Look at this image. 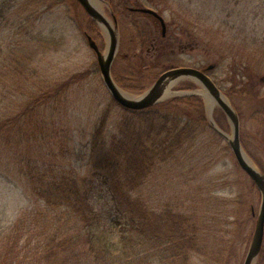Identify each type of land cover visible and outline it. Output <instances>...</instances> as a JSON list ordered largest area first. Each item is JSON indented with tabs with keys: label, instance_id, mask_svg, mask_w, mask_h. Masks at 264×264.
I'll use <instances>...</instances> for the list:
<instances>
[{
	"label": "rangeland",
	"instance_id": "1",
	"mask_svg": "<svg viewBox=\"0 0 264 264\" xmlns=\"http://www.w3.org/2000/svg\"><path fill=\"white\" fill-rule=\"evenodd\" d=\"M148 1L151 4L115 0L114 6L101 2L103 13L112 18V10L118 19L115 80L118 77L126 92L138 95L169 68L216 63L209 75L223 92L233 94L225 93L242 113L243 145L264 165V0ZM137 6L160 12L167 21V35L162 36L155 18L129 9ZM86 13L77 0H0V123H5L0 138V256L3 251L5 257L4 237L10 226L33 203L42 202L24 174L27 162L39 168H75L86 175L88 149L106 112L108 140L126 133L131 143H147L146 132L157 123L127 113L114 100L85 34H91L103 51L107 36L98 25L100 35L94 31ZM143 58H149L147 64L142 65ZM136 65L145 79L134 80L139 77ZM187 81L192 80L182 82ZM137 85L144 88H129ZM182 106L170 113L193 118L196 137L182 144L176 158L172 154L149 167L143 188L135 187L134 194L153 213L165 210L180 216L194 245L187 264H243L261 192L227 140L207 125L204 98L203 107ZM213 115L231 133L218 104ZM92 202L108 219L113 216L115 205L106 188L98 187ZM168 264L184 263L176 258ZM256 264H264L261 254Z\"/></svg>",
	"mask_w": 264,
	"mask_h": 264
},
{
	"label": "trees",
	"instance_id": "2",
	"mask_svg": "<svg viewBox=\"0 0 264 264\" xmlns=\"http://www.w3.org/2000/svg\"><path fill=\"white\" fill-rule=\"evenodd\" d=\"M114 1L109 0L112 6ZM142 3L151 4L148 0ZM94 26V31L100 35L97 25ZM251 58L256 61L255 56ZM148 59L143 58L142 65L147 64ZM134 69V73L139 74L134 80L145 79L140 65ZM117 82L122 86L118 77ZM140 87L129 88L139 90ZM195 87L197 85L190 81L177 86L178 89ZM225 93L233 97L230 91ZM197 104L203 107V98L192 95L173 97L144 110H126L157 121L146 132L150 144L131 143L133 138L126 133L108 140L105 132L109 114L106 112L95 127L88 149L86 175L75 168L65 170L55 165L39 168L27 162L24 174L42 202L33 203L10 226L4 237L5 257L2 251L0 264H168L176 258L187 264L189 249L194 245L193 239L188 237V229L178 219L180 216L175 218L172 211L165 210L153 213L147 202L134 194V189L143 188L142 178L149 173V167L172 154L176 158V151H180L188 139L192 143L197 133L194 119L173 115L170 110L183 108L182 105L190 109ZM202 118L207 121L205 114ZM207 125L220 136L209 122ZM4 126L1 122L0 138ZM250 155L264 171V165L252 153ZM147 158L151 163L147 164ZM98 187L106 188L114 201L110 220L92 202Z\"/></svg>",
	"mask_w": 264,
	"mask_h": 264
},
{
	"label": "water",
	"instance_id": "3",
	"mask_svg": "<svg viewBox=\"0 0 264 264\" xmlns=\"http://www.w3.org/2000/svg\"><path fill=\"white\" fill-rule=\"evenodd\" d=\"M83 6L92 20L97 24L107 36V47L103 51L93 36L88 33V43L96 52L98 66L103 76L105 86L110 90L113 98L118 104L130 110H143L155 106L171 97L175 96H191L200 95L204 98L207 105L209 122L223 136L234 153L238 164L254 181L257 188L261 192V206L257 214L254 234L252 242L249 246L248 254L243 264H256L262 252L264 244V171L254 163L252 157L243 146L241 139V120L235 106L229 101L227 95L221 91L219 86L213 81L209 75L210 70L216 67V63H212L203 68L192 66L174 67L162 72L152 85L142 94H132L126 92L115 80L112 68L119 51V31L118 19L111 10L112 18H109L101 9V2L109 3L106 0H77ZM131 11L140 12L152 16L158 21L161 27L162 36L167 35V22L163 15L150 7H131ZM190 79L195 82L199 88L194 90H175L174 87L183 80ZM264 81V75L261 78ZM223 110L231 125V133L223 130L214 118V110L216 105ZM264 131V130H263Z\"/></svg>",
	"mask_w": 264,
	"mask_h": 264
},
{
	"label": "flooded vegetation",
	"instance_id": "4",
	"mask_svg": "<svg viewBox=\"0 0 264 264\" xmlns=\"http://www.w3.org/2000/svg\"><path fill=\"white\" fill-rule=\"evenodd\" d=\"M139 13H140V12H139ZM144 15H145V14H144ZM147 16H149V15H147ZM151 17H152V16H151ZM153 18H154V17H153ZM153 46H154V48H156V49L158 48V47H157L158 45H156L155 43L153 44Z\"/></svg>",
	"mask_w": 264,
	"mask_h": 264
}]
</instances>
